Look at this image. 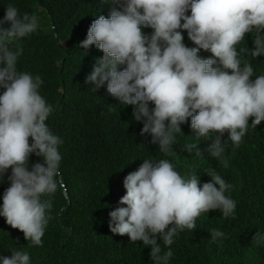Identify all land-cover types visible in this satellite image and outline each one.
<instances>
[{"label":"clouds","instance_id":"obj_1","mask_svg":"<svg viewBox=\"0 0 264 264\" xmlns=\"http://www.w3.org/2000/svg\"><path fill=\"white\" fill-rule=\"evenodd\" d=\"M102 3L110 6L108 17L93 20L78 45L83 49L94 45L103 53L85 83L93 86V92L106 84L121 105L133 106L132 118L143 124L140 134H150L165 155L172 151L177 134L183 133L181 125L190 119L197 138L211 139L209 156L227 168L226 146L238 148L249 125L257 127L264 121V74L250 79L253 67L240 58L247 53L264 60V0ZM38 28L35 14L21 13L11 3L5 7L0 19V89L4 90L0 92V184L11 172L0 217L32 246H42L52 197L64 188L58 150L62 140L46 124L52 108L39 92L43 80L18 70L23 49L12 46ZM145 28L152 32L146 34ZM185 31L195 46L184 43ZM250 33H255L254 47L238 51L237 45ZM200 50L212 55L203 58ZM193 149L201 156L197 144L184 145L189 154ZM33 154L42 161L30 165ZM205 173L211 179L201 184L194 173L181 175L168 159H144L123 179L126 194L118 203L126 206L109 212L110 231L150 247L152 264H169L174 238L185 229H195L202 213L219 210L224 218L235 215L236 201L228 194L234 186L214 168ZM223 236L218 229L210 232L213 242ZM252 242L264 246V231H257ZM0 264L32 261L27 251L11 250L10 257L0 255Z\"/></svg>","mask_w":264,"mask_h":264},{"label":"trees","instance_id":"obj_2","mask_svg":"<svg viewBox=\"0 0 264 264\" xmlns=\"http://www.w3.org/2000/svg\"><path fill=\"white\" fill-rule=\"evenodd\" d=\"M9 3L21 13L39 18L38 30L12 46L23 49L18 70L43 80L39 92L52 108L46 124L62 140L58 150L64 188L52 197L42 246H32L19 229L0 217V255L27 251L32 264H152L150 247L110 231L109 212L126 206L118 203L126 194V175L137 170L144 159H168L181 175L194 173L201 184L211 179L205 170L214 168L234 186L228 194L237 205L231 218H224L219 210L197 217L195 229H185L174 238L169 264H264V246L252 242L257 231H264V121L257 127L249 125L238 148L231 143L226 146L227 168L209 156L206 149L211 139L197 138L190 119L181 125L183 133L177 134L172 151L165 155L151 142L150 134H140L143 124L132 118L133 106L121 105L107 92L106 84L93 92V86L85 83L103 53L94 45L88 49L78 45L93 20L108 17L109 5L102 0H0V19ZM143 31L150 34L152 29ZM183 35L187 46H195L186 31ZM254 36L247 34L237 45L238 51L251 50ZM199 55L208 58L212 54L200 50ZM240 58L253 67L250 79L264 74L263 56L241 53ZM226 138L227 133L222 140ZM188 143L197 144L201 156L195 154L196 149L191 154L184 151ZM38 161L42 158L30 156V165ZM10 172L0 184V205ZM212 229L224 236L213 242ZM161 246L167 251L162 242Z\"/></svg>","mask_w":264,"mask_h":264}]
</instances>
